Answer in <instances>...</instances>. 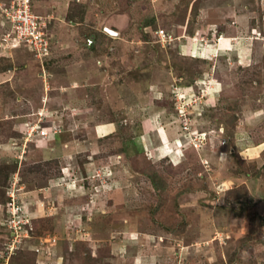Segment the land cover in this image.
<instances>
[{
  "label": "rangeland",
  "instance_id": "1",
  "mask_svg": "<svg viewBox=\"0 0 264 264\" xmlns=\"http://www.w3.org/2000/svg\"><path fill=\"white\" fill-rule=\"evenodd\" d=\"M33 7L44 65L0 15V264H264V0Z\"/></svg>",
  "mask_w": 264,
  "mask_h": 264
},
{
  "label": "built area",
  "instance_id": "2",
  "mask_svg": "<svg viewBox=\"0 0 264 264\" xmlns=\"http://www.w3.org/2000/svg\"><path fill=\"white\" fill-rule=\"evenodd\" d=\"M2 25L6 27L1 46L11 48L26 47L37 58L42 65L52 52L53 41L47 33V24L38 15L33 7V0H11L9 3L0 5ZM155 34L166 41L169 34L166 29H157ZM11 200L7 205V218L12 241L7 250L9 257L17 248V245L27 237H30L33 224L31 219L24 215V207L17 201L14 193H11Z\"/></svg>",
  "mask_w": 264,
  "mask_h": 264
},
{
  "label": "water",
  "instance_id": "3",
  "mask_svg": "<svg viewBox=\"0 0 264 264\" xmlns=\"http://www.w3.org/2000/svg\"><path fill=\"white\" fill-rule=\"evenodd\" d=\"M106 30H108L110 33H112V34H118V32L117 31H114V30H112V29H110V28H108V27H106Z\"/></svg>",
  "mask_w": 264,
  "mask_h": 264
},
{
  "label": "clouds",
  "instance_id": "4",
  "mask_svg": "<svg viewBox=\"0 0 264 264\" xmlns=\"http://www.w3.org/2000/svg\"><path fill=\"white\" fill-rule=\"evenodd\" d=\"M19 48H24L23 46H21V47H17V48H14V49H19ZM26 48V47H25Z\"/></svg>",
  "mask_w": 264,
  "mask_h": 264
},
{
  "label": "trees",
  "instance_id": "5",
  "mask_svg": "<svg viewBox=\"0 0 264 264\" xmlns=\"http://www.w3.org/2000/svg\"><path fill=\"white\" fill-rule=\"evenodd\" d=\"M156 183V181H154Z\"/></svg>",
  "mask_w": 264,
  "mask_h": 264
}]
</instances>
